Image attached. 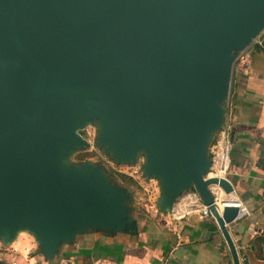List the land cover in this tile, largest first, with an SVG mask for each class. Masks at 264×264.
I'll return each mask as SVG.
<instances>
[{"label":"water","instance_id":"1","mask_svg":"<svg viewBox=\"0 0 264 264\" xmlns=\"http://www.w3.org/2000/svg\"><path fill=\"white\" fill-rule=\"evenodd\" d=\"M263 30L264 0H0L3 245L28 230L51 255L90 227L125 226L122 194L63 162L87 145L74 130L95 115V98L102 142L119 160L146 149L167 205L194 186L240 264L227 229L238 208L220 212L209 186L234 188L204 175L234 60Z\"/></svg>","mask_w":264,"mask_h":264},{"label":"crops","instance_id":"2","mask_svg":"<svg viewBox=\"0 0 264 264\" xmlns=\"http://www.w3.org/2000/svg\"><path fill=\"white\" fill-rule=\"evenodd\" d=\"M247 66L231 78L227 117L231 138L226 175L233 197L249 214L227 225L240 264H264V35L246 51ZM118 230L88 228L59 244L54 254L21 232L0 251L2 264H233L212 218L197 214L160 221L129 212Z\"/></svg>","mask_w":264,"mask_h":264},{"label":"rangeland","instance_id":"3","mask_svg":"<svg viewBox=\"0 0 264 264\" xmlns=\"http://www.w3.org/2000/svg\"><path fill=\"white\" fill-rule=\"evenodd\" d=\"M263 35L264 30L248 48L237 54L233 63L232 74L238 66L237 58L247 55L246 51L257 39H261ZM240 54L242 55L240 56ZM89 104L95 112V115L74 130L75 135L85 141L87 145L72 147L63 157V162L69 167L79 168L87 166L95 170L115 191L122 194L123 207L130 212L152 215L158 214L164 221L173 219L180 220L182 217L195 214L196 212H193L194 210L191 209H196L195 207L199 205H193L195 200L192 196L193 194L198 195L194 186H191L188 190L181 191L173 204L167 205V189L164 176L162 174L150 173V157L148 151L143 147H139L132 159L119 160L110 147L102 142V133L105 131V127L102 125L101 117L96 113L98 111L99 101L92 98L89 100ZM221 106L225 109L224 121L207 148L210 164L205 171L204 178L214 173L211 169V156L217 148L221 131L227 127V117L230 111L228 97ZM199 202L203 204L200 199ZM176 217L180 218L176 219ZM21 233L28 239H33L37 242L35 236L30 231L23 230ZM5 248L7 246L3 245L0 240V251Z\"/></svg>","mask_w":264,"mask_h":264},{"label":"built area","instance_id":"4","mask_svg":"<svg viewBox=\"0 0 264 264\" xmlns=\"http://www.w3.org/2000/svg\"><path fill=\"white\" fill-rule=\"evenodd\" d=\"M245 53V52H244ZM243 54V53H242ZM240 54V56L242 55ZM237 65L239 66L240 69H245V67L247 66V60H248V55H245L241 58H237ZM231 138L229 135V128H228V124L225 130L221 131V134L218 138V142H217V148L216 150L213 152V155L211 156V161H212V167L211 169L213 170V172H216V167L218 166L222 171H223V175L221 178H226V175L229 171L230 168V150H231ZM213 173V174H214ZM212 174H210L211 176ZM228 180V179H227ZM192 198H194L195 202H193V205H201L203 206V210H197V211H193L196 212L195 214H197L199 216L200 219L202 218H212V215L208 209L207 206H205L204 204H201L199 202V196L193 194ZM216 199V197H214V200ZM201 200V199H200ZM216 205V202H215ZM233 207L238 208V214H237V219H242L244 217H246L249 214V210L247 207H245L244 205H242L239 201H236L234 203L231 204ZM216 207L219 209V207L216 205ZM226 207V205H224L222 207V209ZM155 216L160 220V221H164L163 218L158 215L155 214ZM174 216V215H173ZM182 217V216H180ZM180 217H176V219L180 218ZM184 217H182L183 219ZM213 219V218H212ZM175 220V219H173ZM166 222V221H164Z\"/></svg>","mask_w":264,"mask_h":264},{"label":"bare ground","instance_id":"5","mask_svg":"<svg viewBox=\"0 0 264 264\" xmlns=\"http://www.w3.org/2000/svg\"><path fill=\"white\" fill-rule=\"evenodd\" d=\"M222 175H223V171L217 166L216 167V172L214 174H212L211 176H209V177H222ZM209 189H210L212 195L214 197H216L215 202H216V205L219 207V211L220 212L222 211V207L224 205L232 204V203L237 201L233 197L232 194L226 195L224 193V191L218 185L209 186ZM191 208H193V207H191ZM195 208L196 209H191V210L197 211V210H200V209L201 210L204 209L203 206H201V205L200 206H196ZM180 210H181V208H180Z\"/></svg>","mask_w":264,"mask_h":264}]
</instances>
